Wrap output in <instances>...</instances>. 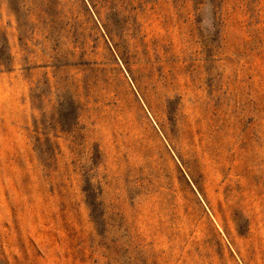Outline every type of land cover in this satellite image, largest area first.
Wrapping results in <instances>:
<instances>
[{
    "label": "rangeland",
    "instance_id": "1",
    "mask_svg": "<svg viewBox=\"0 0 264 264\" xmlns=\"http://www.w3.org/2000/svg\"><path fill=\"white\" fill-rule=\"evenodd\" d=\"M0 264H264V0H0Z\"/></svg>",
    "mask_w": 264,
    "mask_h": 264
}]
</instances>
